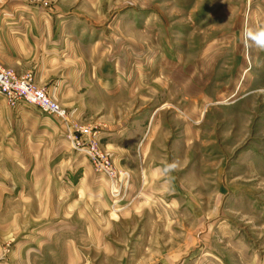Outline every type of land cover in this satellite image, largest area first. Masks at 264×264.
Instances as JSON below:
<instances>
[{"label": "crops", "instance_id": "0c3cea01", "mask_svg": "<svg viewBox=\"0 0 264 264\" xmlns=\"http://www.w3.org/2000/svg\"><path fill=\"white\" fill-rule=\"evenodd\" d=\"M5 1L0 66L34 82L45 78L57 90L76 91L67 76L71 51L60 40L67 28L59 15L13 8V0ZM96 81L98 98L100 93L116 98L122 87L118 74H100ZM180 94L181 114L163 105L138 114L99 104L93 111L85 101L67 107L72 121L97 130L99 147L116 169L128 173L116 211L110 210L109 181L92 170L86 157L67 148V129L59 119L41 118L30 107L10 108L0 98V242L13 243L0 248V264H57L58 258L61 264H88L84 259L97 257L122 259L120 264H244L238 260L244 256L252 258L245 264H264V252L213 248L211 227L203 235L195 228L183 232L186 204L196 209L197 227L203 217L200 205L186 202L183 164L188 144L196 140L201 97L189 96L186 105L184 91ZM173 161L175 171L156 173ZM216 210V205L210 208L212 215ZM179 241L169 248V242Z\"/></svg>", "mask_w": 264, "mask_h": 264}, {"label": "rangeland", "instance_id": "374dc122", "mask_svg": "<svg viewBox=\"0 0 264 264\" xmlns=\"http://www.w3.org/2000/svg\"><path fill=\"white\" fill-rule=\"evenodd\" d=\"M7 3L0 0V9ZM11 4L57 14L67 28L60 40L71 51L67 76L76 91L57 90L45 78L32 81L65 110L73 102L85 101L93 111L98 104L125 113L163 105L167 112L181 114L183 102L178 104L176 97L184 91L187 105L189 96L199 95L196 140L186 145L183 164L186 173L192 170L184 177L186 202L200 205L203 217L197 227L196 209L186 204L183 232L187 235L195 228L203 235L211 227L216 237L213 248L264 252V51L246 47L243 36L245 27L264 25V0H13ZM100 74L121 76L123 88L116 98L105 99L102 93L96 97ZM22 106L51 118L28 104L15 108ZM63 138L77 153L66 134ZM12 244L0 242V248ZM168 244L173 249L182 242ZM85 260L122 262L112 257ZM238 260L245 264L252 258ZM61 262L58 258L57 264Z\"/></svg>", "mask_w": 264, "mask_h": 264}, {"label": "built area", "instance_id": "2783aa9c", "mask_svg": "<svg viewBox=\"0 0 264 264\" xmlns=\"http://www.w3.org/2000/svg\"><path fill=\"white\" fill-rule=\"evenodd\" d=\"M0 98L6 105L15 108L19 104H28L42 113L59 119L66 127V138L71 147L84 155L92 170L107 178L112 197L111 208L119 210L128 186V173L114 167L109 156L100 149L97 132L90 126L74 123L69 113L53 101L47 93L34 85L29 75L17 76L11 70L0 66Z\"/></svg>", "mask_w": 264, "mask_h": 264}, {"label": "clouds", "instance_id": "9594fccd", "mask_svg": "<svg viewBox=\"0 0 264 264\" xmlns=\"http://www.w3.org/2000/svg\"><path fill=\"white\" fill-rule=\"evenodd\" d=\"M244 41L246 47H255L258 50L264 51V25H257L254 28L245 27ZM178 168V163L173 161L167 163L163 169H156V173L167 175Z\"/></svg>", "mask_w": 264, "mask_h": 264}]
</instances>
